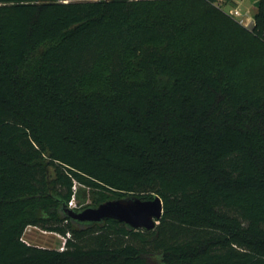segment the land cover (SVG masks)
Listing matches in <instances>:
<instances>
[{
	"label": "trees",
	"instance_id": "16d2710c",
	"mask_svg": "<svg viewBox=\"0 0 264 264\" xmlns=\"http://www.w3.org/2000/svg\"><path fill=\"white\" fill-rule=\"evenodd\" d=\"M217 1L0 0V264H264V0ZM78 186L163 217L80 226Z\"/></svg>",
	"mask_w": 264,
	"mask_h": 264
},
{
	"label": "water",
	"instance_id": "95a60500",
	"mask_svg": "<svg viewBox=\"0 0 264 264\" xmlns=\"http://www.w3.org/2000/svg\"><path fill=\"white\" fill-rule=\"evenodd\" d=\"M258 8L260 2H256ZM66 217L80 226L102 224L108 220L124 223L129 230H147L156 228L164 214V204L159 196L151 200H142L135 196L109 200L97 207H88L77 211L64 207Z\"/></svg>",
	"mask_w": 264,
	"mask_h": 264
},
{
	"label": "rangeland",
	"instance_id": "374dc122",
	"mask_svg": "<svg viewBox=\"0 0 264 264\" xmlns=\"http://www.w3.org/2000/svg\"><path fill=\"white\" fill-rule=\"evenodd\" d=\"M226 2L228 6L238 7L243 10L250 11L253 15H256L259 10V7L257 8L255 6L256 4L255 0H227ZM225 14L229 16L227 13ZM99 75H102V70L98 74L97 78L94 80L95 88L101 87ZM75 189L76 191L79 190L78 196L72 199L73 201L72 203H73V206H75V209L84 210L88 207H92L93 197L91 196L89 191L85 189L80 190L79 186ZM24 240L27 241L32 246H36L39 248H45V249H57V250L62 251L64 250V246H65L67 238H64L56 233L45 231L41 228L30 227L26 230L24 234Z\"/></svg>",
	"mask_w": 264,
	"mask_h": 264
},
{
	"label": "built area",
	"instance_id": "2783aa9c",
	"mask_svg": "<svg viewBox=\"0 0 264 264\" xmlns=\"http://www.w3.org/2000/svg\"><path fill=\"white\" fill-rule=\"evenodd\" d=\"M255 2H260V0H255ZM216 4L219 7L224 6V7H222L223 11L225 13H227L240 26H242L243 28H245L246 30H248L252 33H254L256 31V28H257L256 15H253L250 11L243 10L241 8H238V7L228 6L225 3V0H218L216 2ZM73 198H75V197H73ZM72 202H73L72 200L69 202L68 207L70 209L75 210V206H73Z\"/></svg>",
	"mask_w": 264,
	"mask_h": 264
}]
</instances>
